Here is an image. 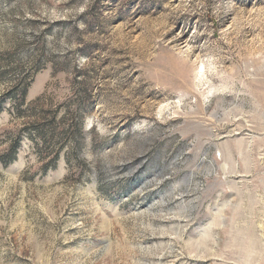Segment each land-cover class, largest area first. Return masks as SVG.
<instances>
[{"label": "rangeland", "instance_id": "1", "mask_svg": "<svg viewBox=\"0 0 264 264\" xmlns=\"http://www.w3.org/2000/svg\"><path fill=\"white\" fill-rule=\"evenodd\" d=\"M0 264H264V0H0Z\"/></svg>", "mask_w": 264, "mask_h": 264}, {"label": "trees", "instance_id": "2", "mask_svg": "<svg viewBox=\"0 0 264 264\" xmlns=\"http://www.w3.org/2000/svg\"><path fill=\"white\" fill-rule=\"evenodd\" d=\"M80 140H81V139H80ZM75 143H76L75 148L79 147V139L76 138V142H75Z\"/></svg>", "mask_w": 264, "mask_h": 264}]
</instances>
